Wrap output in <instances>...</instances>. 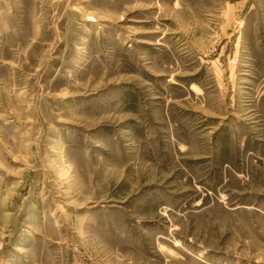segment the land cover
<instances>
[{
	"label": "rangeland",
	"instance_id": "obj_1",
	"mask_svg": "<svg viewBox=\"0 0 264 264\" xmlns=\"http://www.w3.org/2000/svg\"><path fill=\"white\" fill-rule=\"evenodd\" d=\"M0 264H264V0H0Z\"/></svg>",
	"mask_w": 264,
	"mask_h": 264
}]
</instances>
